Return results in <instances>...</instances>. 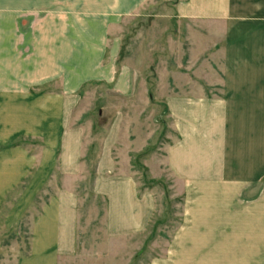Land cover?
<instances>
[{"label":"crops","instance_id":"obj_1","mask_svg":"<svg viewBox=\"0 0 264 264\" xmlns=\"http://www.w3.org/2000/svg\"><path fill=\"white\" fill-rule=\"evenodd\" d=\"M156 1L172 3L178 21L205 22L207 35L221 39L223 56L211 78L220 95L207 96L193 83L173 88L165 102L174 135L160 149L161 164L182 185L183 227L166 256L150 264H264L257 242L264 0H0V218L9 195L28 179L3 215L5 236L49 178L61 182L33 218L29 250L15 264H79L77 187L85 155L95 159L93 191L106 202V236L117 243L111 250L131 251L133 241L145 239L155 201L147 189L139 193L132 160L140 150H133L125 116L107 126L81 118L89 85L133 96L132 68H119V33Z\"/></svg>","mask_w":264,"mask_h":264},{"label":"rangeland","instance_id":"obj_2","mask_svg":"<svg viewBox=\"0 0 264 264\" xmlns=\"http://www.w3.org/2000/svg\"><path fill=\"white\" fill-rule=\"evenodd\" d=\"M172 7V3L152 2L139 17L125 22L119 33V68L124 64L131 66L133 96L115 97L107 85L85 87L83 121L92 122L94 126H107L113 116H125L128 135L134 139L133 150H140L139 154L134 153L132 160L139 193L148 190L155 207L145 239L133 241V248H136L132 252L120 246L114 254L111 246L117 247V243L114 246L106 236V202L93 191L95 159L85 155L86 172L77 187L80 198L79 264H150L166 256L173 236L183 227L182 185L161 164L164 152L160 149L174 135L168 127L170 120L165 102L173 88L193 83L204 88L207 96L220 95L221 87H211L215 82L211 78L214 71H221L223 43L221 39L207 35L205 22L193 25L174 19ZM27 183L28 179L9 195V205L20 198ZM59 186L58 176L49 178L43 190L22 211L21 222L12 227L11 235L7 237L5 233L9 226L3 215L9 205L5 203L0 218V237L4 238L0 240L2 263L15 264L27 255L31 222ZM262 195V234L256 241L264 251V176ZM199 259L198 263H204V257Z\"/></svg>","mask_w":264,"mask_h":264}]
</instances>
